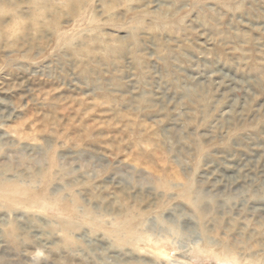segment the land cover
I'll return each instance as SVG.
<instances>
[{"label": "rangeland", "instance_id": "obj_1", "mask_svg": "<svg viewBox=\"0 0 264 264\" xmlns=\"http://www.w3.org/2000/svg\"><path fill=\"white\" fill-rule=\"evenodd\" d=\"M0 264H264V0H0Z\"/></svg>", "mask_w": 264, "mask_h": 264}, {"label": "bare ground", "instance_id": "obj_2", "mask_svg": "<svg viewBox=\"0 0 264 264\" xmlns=\"http://www.w3.org/2000/svg\"><path fill=\"white\" fill-rule=\"evenodd\" d=\"M197 200H198V199H197ZM197 202L199 203V201H197ZM197 202L193 204L194 208H196V209H198V208H199V206H198Z\"/></svg>", "mask_w": 264, "mask_h": 264}]
</instances>
